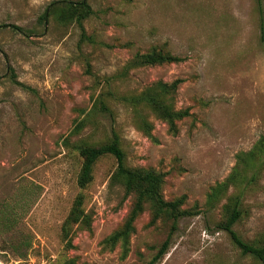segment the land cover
<instances>
[{"label":"rangeland","instance_id":"rangeland-1","mask_svg":"<svg viewBox=\"0 0 264 264\" xmlns=\"http://www.w3.org/2000/svg\"><path fill=\"white\" fill-rule=\"evenodd\" d=\"M61 1L82 0H0L6 26L0 29V264H146L155 255L171 221L150 225L149 204L127 252L121 242H106L134 199L112 179L114 156L96 162L85 188L77 184L80 148L106 143L114 133L127 166L165 173V199L186 196L184 208L201 210L180 219L158 264H262L217 227L241 189L232 184L209 203L238 154L264 136V34L256 0H86L93 13L84 27L92 41H81L77 23L57 9L43 20ZM154 48L184 60L128 66ZM178 78L184 81L170 103L192 115L177 122L176 132L150 106L119 98ZM98 98L112 114L100 111ZM80 192L91 229L74 224L66 237L63 226ZM241 210L234 229L262 243L264 168L244 189Z\"/></svg>","mask_w":264,"mask_h":264},{"label":"trees","instance_id":"trees-1","mask_svg":"<svg viewBox=\"0 0 264 264\" xmlns=\"http://www.w3.org/2000/svg\"><path fill=\"white\" fill-rule=\"evenodd\" d=\"M257 8L260 13L261 32L264 34V9L263 0H256ZM47 9L42 18L48 21L49 16L57 9L61 17L76 22L81 29V41H92L87 36L84 27V21L92 13L93 10L86 0L79 2H54ZM6 27L0 25V29ZM16 30L26 32V29L18 26H12ZM184 58L173 55L169 52L158 50L156 48L144 54H137L128 66L142 67L154 66L162 64L179 63ZM14 76V74H13ZM17 84L24 86L21 82L14 79ZM184 79L178 78L167 83L159 81L158 83L148 87L139 95L121 96L123 101L133 104H145L156 111L159 116L164 119L172 132L177 131V122L185 117H190L192 112L190 108L176 109L170 103V95L176 93L179 85ZM100 111L112 114V111L104 102L98 98ZM105 155H112L117 160V168L112 179L121 183L125 189L126 195L133 194V202L122 226L111 234L106 242L115 245L122 243L124 250L127 252L129 239L135 231V223L137 218L144 212L146 205L149 204L151 209L150 225L154 224L159 218H166L171 221V230L167 239L159 247L155 255L146 264H158L166 255L170 248L173 234L178 230V223L184 217L196 216L200 213L197 207L184 208L186 196H181L173 200L165 199L162 187L165 181V173L154 169L131 168L126 165V154L123 150L119 136L114 133L111 140L100 145H84L80 148V156L82 158L81 169L77 178L78 186L85 188L93 178V169L96 162ZM264 168V136L258 141L255 147L248 152H240L237 157V163L230 175V179L220 183L212 189L209 195V203L212 204L221 193H223L230 185L239 187L240 192L230 199L225 205L224 219L218 223V229L229 234L233 244L241 251L243 255H248L255 260L264 264V241L262 243H253L245 240L235 229L234 226L242 216V197L244 189L251 183L256 181L259 172ZM85 196L80 192L73 203L71 211L64 223L63 230L66 237L70 232L71 226L79 225L90 230L92 225V216L85 210ZM209 204V205H210ZM212 206V205H210ZM71 244V243H70Z\"/></svg>","mask_w":264,"mask_h":264}]
</instances>
